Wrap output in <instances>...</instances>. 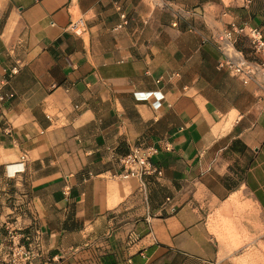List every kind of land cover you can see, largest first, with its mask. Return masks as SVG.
<instances>
[{
	"label": "crops",
	"instance_id": "1",
	"mask_svg": "<svg viewBox=\"0 0 264 264\" xmlns=\"http://www.w3.org/2000/svg\"><path fill=\"white\" fill-rule=\"evenodd\" d=\"M231 22L264 35V0H0V263L26 234L35 264H221L225 215L264 264V88L202 40ZM139 143L161 173L115 176Z\"/></svg>",
	"mask_w": 264,
	"mask_h": 264
},
{
	"label": "built area",
	"instance_id": "2",
	"mask_svg": "<svg viewBox=\"0 0 264 264\" xmlns=\"http://www.w3.org/2000/svg\"><path fill=\"white\" fill-rule=\"evenodd\" d=\"M120 27L128 24L126 14H122ZM174 25H177V21ZM73 29L76 28L72 24ZM204 43H212L220 52L222 59L219 62L220 68L227 69L234 76L238 77L245 85L256 84L264 88V35L262 31L249 24L229 23L227 26L203 35ZM246 40L249 50L239 48V41ZM2 99V98H1ZM157 150L139 143L129 153L123 155L119 162L121 172L115 176L128 179L132 177L143 178L147 175L160 174L161 172L153 163ZM30 240L26 234H11L10 244L6 254V260L0 264H35L40 253L32 243L22 240ZM59 258L55 257L43 261L42 264H57Z\"/></svg>",
	"mask_w": 264,
	"mask_h": 264
},
{
	"label": "rangeland",
	"instance_id": "3",
	"mask_svg": "<svg viewBox=\"0 0 264 264\" xmlns=\"http://www.w3.org/2000/svg\"><path fill=\"white\" fill-rule=\"evenodd\" d=\"M221 217L220 220L214 222V228L211 226L214 234H220L223 244L231 249L219 254L221 264H256L258 253L255 230L251 226H245L239 230L233 228L230 232L227 225L230 224L232 217L230 219L225 215Z\"/></svg>",
	"mask_w": 264,
	"mask_h": 264
}]
</instances>
